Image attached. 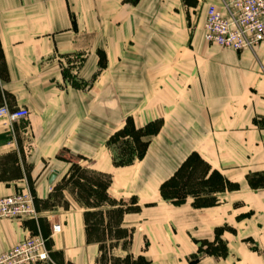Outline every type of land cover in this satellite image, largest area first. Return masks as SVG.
<instances>
[{"label": "crops", "instance_id": "crops-1", "mask_svg": "<svg viewBox=\"0 0 264 264\" xmlns=\"http://www.w3.org/2000/svg\"><path fill=\"white\" fill-rule=\"evenodd\" d=\"M230 1L0 0V107L30 111L0 120V198L30 193L37 212L0 220V255L41 235V264H264V185L249 184L264 177V43L234 52L204 38L208 8ZM179 51L193 61L175 66ZM129 119L161 128L118 167L110 139ZM192 155L220 179L176 205L161 187ZM74 165L102 180L99 206L62 186ZM219 240L227 252L207 253Z\"/></svg>", "mask_w": 264, "mask_h": 264}, {"label": "built area", "instance_id": "built-area-1", "mask_svg": "<svg viewBox=\"0 0 264 264\" xmlns=\"http://www.w3.org/2000/svg\"><path fill=\"white\" fill-rule=\"evenodd\" d=\"M205 41L212 46L234 52H256L264 43V0H231L223 8L210 6L204 25ZM26 108L0 107V120L7 125L27 121ZM37 217L30 193L0 198V220H23ZM53 233H60L56 225ZM49 261L47 240L41 235L28 237L10 251L0 255V264H41Z\"/></svg>", "mask_w": 264, "mask_h": 264}, {"label": "trees", "instance_id": "trees-1", "mask_svg": "<svg viewBox=\"0 0 264 264\" xmlns=\"http://www.w3.org/2000/svg\"><path fill=\"white\" fill-rule=\"evenodd\" d=\"M160 122L154 121L150 124H148L145 128L142 129H137L135 127V125L133 124L132 120H128L127 124L125 125V127L118 133H116L113 137H111L110 142L111 144L116 143L119 139H126V138H131L133 140V147L131 148V157L127 160L123 159L124 157L120 158V159H116L114 158V162L115 165L118 167H123V166H127L132 164L136 159H142L145 156V153L147 151V148L149 146V141H144L143 138L144 137H152L154 135H156L157 133H159V130L161 128L160 124H158ZM123 156V155H122ZM197 159L200 161L201 164H203L201 162V160L199 158H197V155H192L186 162L185 164L181 167V169L179 170V172L176 174L175 178H173L172 180L165 182L162 187H161V193L162 196L165 200H171L173 201L174 204L179 205L182 204L186 197L188 195H192L193 197L196 198V200L200 199L201 196L203 195V193H205L206 189L205 186L208 183H211L213 180V177H218L220 179L219 174L217 173H213L212 176L208 179V181L205 180V174L207 173V169L204 172L205 174L202 177V188H200L199 190L196 189H192L188 192H185L184 197H177L174 194V190L176 191L177 189L179 190L180 194L184 193V189L185 187H188L190 185V181L184 182L182 181V175L184 174V172L186 171V169L191 168L192 169V162L193 159ZM84 171L79 167L74 165L73 166V174L70 177L69 180H71V182H73L74 184H79L80 180H84V178L80 177V173H83ZM256 177L254 178H250L249 179V184L252 187H258V186H262L264 185V177H258L257 180H255ZM230 185V184H228ZM100 188H102L101 186H99ZM99 188V189H100ZM224 188V187H222ZM103 189V188H102ZM105 189V186H104ZM105 191V190H104ZM81 193L79 198L80 200L87 206H94V205H98V203L96 201H92L91 202V197L92 196H97V197H101V194H99V192L94 191L93 189H85L84 187L81 188ZM176 193V192H175ZM85 194V195H84ZM131 209L127 208L126 211H130ZM123 210H117L116 213H118L119 215L123 214ZM90 215L96 217L99 214H87V217H89ZM98 223V222H97ZM207 246L206 252L212 255H224L227 252V249L224 245V243L222 241L219 240V245L218 246H214L213 244H209V243H204ZM138 264H148V262L140 257L137 260Z\"/></svg>", "mask_w": 264, "mask_h": 264}, {"label": "rangeland", "instance_id": "rangeland-1", "mask_svg": "<svg viewBox=\"0 0 264 264\" xmlns=\"http://www.w3.org/2000/svg\"><path fill=\"white\" fill-rule=\"evenodd\" d=\"M207 48H217L219 50H223L217 46H212L209 45L208 43H206ZM194 58H189L188 55H186L185 53H181L179 51V53L174 54L173 58L170 60L171 63H173L175 66H179L181 64V62L184 61H193ZM206 61H209V59H207ZM186 71V70H185ZM184 71V72H185ZM170 75L176 76V75H181L183 73L182 70L180 69H173L172 71L168 72ZM158 124H160L161 126V121L159 120ZM148 137H144L143 140L147 141ZM133 147V140L131 138H126V139H119L116 143H114V151H115V158L116 159H120L122 157H124L123 159L127 160L131 157V148ZM123 155V156H122ZM206 171V168L203 164L200 163L199 160L197 159H193L192 162V170L190 169H186V171L184 172V174L182 175V181L187 182L190 181V185L188 187H185V189L183 190L184 193L180 194L179 190L177 189L176 191L174 190V194L177 197H184L185 192H188L190 190H199L200 187L195 184L194 180L198 179L201 177H203V175L205 174L204 172ZM80 177L84 178V183H79V186H77L78 190H80V187H84L85 189H91L94 185H100L102 184V180L98 177V176H93L92 174H90L89 172L84 171L83 173H80ZM258 178L256 177L255 180H257ZM214 183L216 185H218L219 183V179H215ZM71 180H67L65 182L62 183V186H67L70 185ZM73 186V184L71 185ZM103 186H105V182L103 183ZM81 187V188H82ZM93 189V188H92ZM100 194V191H98ZM176 192V193H175ZM82 194V193H81ZM85 195V194H84ZM91 201H97V199H93ZM117 219V218H116ZM99 221L98 219L96 220V222ZM99 234V233H98ZM98 234H96L97 236H99ZM106 244H105V253L107 255H109V253L111 255H113V252H111L112 248H113V244H111L112 242H110V238L107 237L105 239Z\"/></svg>", "mask_w": 264, "mask_h": 264}, {"label": "water", "instance_id": "water-1", "mask_svg": "<svg viewBox=\"0 0 264 264\" xmlns=\"http://www.w3.org/2000/svg\"><path fill=\"white\" fill-rule=\"evenodd\" d=\"M56 176H57V172H55V173L52 175L51 180H50L51 183H52L53 180L56 178Z\"/></svg>", "mask_w": 264, "mask_h": 264}]
</instances>
